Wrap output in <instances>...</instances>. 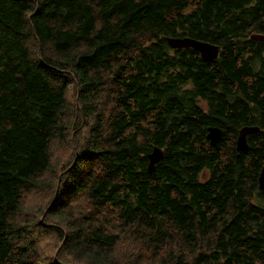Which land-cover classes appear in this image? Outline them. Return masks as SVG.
I'll return each instance as SVG.
<instances>
[{
	"label": "trees",
	"instance_id": "obj_1",
	"mask_svg": "<svg viewBox=\"0 0 264 264\" xmlns=\"http://www.w3.org/2000/svg\"><path fill=\"white\" fill-rule=\"evenodd\" d=\"M253 33L264 0H0V264H123L111 224L133 245L150 239L139 252L157 264H264L263 82L244 119L223 117ZM170 36L235 44L244 65ZM245 123L259 130L237 151ZM208 125L225 131L214 146ZM154 146L163 157L149 172ZM45 189L48 202L28 201ZM40 218L53 258L37 254Z\"/></svg>",
	"mask_w": 264,
	"mask_h": 264
},
{
	"label": "flooded vegetation",
	"instance_id": "obj_2",
	"mask_svg": "<svg viewBox=\"0 0 264 264\" xmlns=\"http://www.w3.org/2000/svg\"><path fill=\"white\" fill-rule=\"evenodd\" d=\"M252 42L255 45H257V51L255 54L250 55L247 58V60L244 63L247 65L243 67V70L236 72L235 74H233V77H231L234 79V82L232 83L233 85L232 92H234V90L237 89V87H238V92L226 95L225 100L227 101V103L224 105L223 114L225 115L223 117L226 116L227 112L234 110L237 113L238 119H242V118L244 119L247 113L246 109L249 107V105L254 103V100L252 99L253 93L254 91H258L256 88H254V86L259 80L262 81L264 84V41L252 39ZM211 44L217 46V53L216 56L213 59H211L212 61L215 60L216 61L215 63H217L224 54V56L228 58H233L238 68H242V66L244 65L242 64L243 61L237 59V54L239 49L237 45L232 44L225 48L224 45L221 43H211ZM199 56L201 57V59H204L200 54ZM221 89L222 87L221 84L219 83V88H217V90L220 91ZM263 96H264V89H262L259 98H262ZM195 100L199 103L202 109L204 110L207 109V106L205 107L204 99L198 97ZM261 104H264V101L258 100L255 109ZM262 110H264V105L262 106ZM193 117H195V115H193ZM262 117L264 118V115H262ZM227 120L228 122L223 123V125H228L227 123L231 121L229 119ZM208 126H213V125H208ZM244 126H254V125L248 123L241 125V127ZM224 136H225V131L222 138Z\"/></svg>",
	"mask_w": 264,
	"mask_h": 264
},
{
	"label": "rangeland",
	"instance_id": "obj_3",
	"mask_svg": "<svg viewBox=\"0 0 264 264\" xmlns=\"http://www.w3.org/2000/svg\"><path fill=\"white\" fill-rule=\"evenodd\" d=\"M73 89V88H72ZM72 89L70 90L72 92ZM74 91V90H73ZM112 103L110 98H108V104L106 106V108L111 107ZM78 106V104L76 105ZM70 109L67 110V112ZM73 143H74V138H72ZM66 150L65 147H61L59 149V151H57L56 153H53L54 156L58 157L60 156L64 151ZM52 167V164H51ZM28 201L34 204H41L44 201L48 202L49 199L51 198V196L48 194L47 190H37L36 192H34L32 195H28L27 196ZM76 207L79 211H86L89 209V205L87 204L86 200L84 198H80L77 201ZM92 209V208H91ZM52 220H54L52 218ZM40 222H38L35 227L33 228L31 232V234H35L36 237L37 236H41L45 240L48 239L47 245L44 246V249L42 246L39 247V249H37V254L39 255V257H41V254L46 253L49 258H53L55 257L52 253H48L53 251L54 249V245L57 242L54 238L56 237L55 235V229H53V227L50 224H42V218H40L39 220ZM96 226L98 227H102L100 224H96ZM123 228H125L122 225L119 224H111L110 225V229L112 230V232L119 238V240H117L116 243V248L113 251V257L115 259H117L118 261H120L123 264H157L154 261H151L149 259L151 252L150 251H145L140 253L139 250L146 248V245H144V242L146 241H151L150 239H147L146 237H142L141 242L137 245V244H132L129 242L128 240V230L126 229L125 231L122 230ZM61 231L68 233V226H64L62 228H59ZM59 230V231H60ZM137 235L142 236V232H136ZM119 235H121L119 237ZM116 240V237H114ZM181 239V238H180ZM177 242V244H181L182 242L180 241ZM62 242L64 243L65 241L62 239ZM61 246V245H60ZM60 246L57 248V250L60 248ZM155 249V248H153ZM44 250V251H42ZM46 250V252H45ZM138 255L135 258H128V256H130L131 254H137ZM126 260H129V262L126 263ZM46 264H51L49 262V260H45Z\"/></svg>",
	"mask_w": 264,
	"mask_h": 264
},
{
	"label": "water",
	"instance_id": "obj_4",
	"mask_svg": "<svg viewBox=\"0 0 264 264\" xmlns=\"http://www.w3.org/2000/svg\"><path fill=\"white\" fill-rule=\"evenodd\" d=\"M257 40L264 41L263 33H255L251 35ZM168 45L173 48H186L191 47L199 52V54L204 58L211 60L216 56L217 46L206 41L198 40L190 36H170L166 37ZM259 130L257 126H244L238 131L235 141V148L237 151H242L248 148L247 136L256 133ZM224 135V130L218 126H208L206 138L210 145H216L222 136ZM163 157L162 149L154 146L150 153H148V171L151 172L155 168V164L159 162ZM258 188L264 190V166L261 168L260 174L258 176Z\"/></svg>",
	"mask_w": 264,
	"mask_h": 264
},
{
	"label": "bare ground",
	"instance_id": "obj_5",
	"mask_svg": "<svg viewBox=\"0 0 264 264\" xmlns=\"http://www.w3.org/2000/svg\"><path fill=\"white\" fill-rule=\"evenodd\" d=\"M253 34H255V33H253ZM251 35H252V34H251ZM251 35H250V38H251V39H255V38H253ZM256 40H257V39H256Z\"/></svg>",
	"mask_w": 264,
	"mask_h": 264
}]
</instances>
